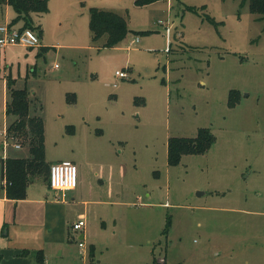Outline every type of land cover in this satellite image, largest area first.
<instances>
[{
    "label": "rangeland",
    "instance_id": "1",
    "mask_svg": "<svg viewBox=\"0 0 264 264\" xmlns=\"http://www.w3.org/2000/svg\"><path fill=\"white\" fill-rule=\"evenodd\" d=\"M91 7L126 17L118 45L93 38ZM31 28L49 48L0 51V125L12 78L44 121L46 161L78 167L66 202L31 183L58 217L49 264H264V14L248 0H49ZM203 127L213 145L169 164L170 138Z\"/></svg>",
    "mask_w": 264,
    "mask_h": 264
},
{
    "label": "trees",
    "instance_id": "2",
    "mask_svg": "<svg viewBox=\"0 0 264 264\" xmlns=\"http://www.w3.org/2000/svg\"><path fill=\"white\" fill-rule=\"evenodd\" d=\"M157 1L160 0H135V3L138 6H144ZM248 1L252 12L264 14V0ZM7 4L16 12L12 23L22 21L24 24L22 28H31L33 14L47 12L49 0H0V7ZM89 25L94 39L107 36L105 43L107 46L118 45L129 32L126 17L112 10L97 7L90 8ZM14 83V79H7L9 98L6 113L8 117H12L9 128L24 146H28L30 156L0 157V172L6 179L7 196L22 199L26 197L28 186L34 179L42 177L46 181L49 180L50 165L46 161L44 121L40 116L30 114L29 91L26 88H15ZM214 142L215 136L208 127L201 128L194 138L172 137L168 143V162L175 165L180 162L184 154L202 153L207 151ZM153 264L162 263L155 259Z\"/></svg>",
    "mask_w": 264,
    "mask_h": 264
},
{
    "label": "crops",
    "instance_id": "3",
    "mask_svg": "<svg viewBox=\"0 0 264 264\" xmlns=\"http://www.w3.org/2000/svg\"><path fill=\"white\" fill-rule=\"evenodd\" d=\"M6 6H8V4ZM2 20L4 21V19ZM6 22L18 28L23 27L20 21L17 23H12V21ZM44 46V44L41 45L40 43V45L36 47L43 48ZM15 47L24 46L11 45L0 48V51L4 50L6 57V54L8 53L6 49ZM27 48L32 49L34 47ZM6 79L7 78H5L4 82V87L6 90L4 93L5 98L9 94V90L6 85ZM7 100L4 104L5 116H7ZM23 146L24 144H22V147ZM22 147L17 148V150L21 149ZM0 149L4 154V149L2 147ZM8 151L9 150H7V152ZM3 154L0 157H3ZM7 157L15 156L8 155L7 153ZM73 162L75 163V161ZM5 181L6 179L4 175L0 172V264H49L51 258L53 257L52 245L57 243L55 242V221L53 220L58 217L55 214H48L47 211L37 209L40 204L48 202L46 198L48 195H50L49 192L45 194L46 189L32 190L31 182L28 186L27 195L25 198L13 199L7 196ZM45 184L47 185V183ZM47 188L48 190L51 189L49 184L47 185ZM62 195L64 198L67 197L66 193L64 192ZM75 197L77 196L72 197V199L74 200ZM66 201L67 198L63 200V202ZM86 225L80 231V239H84L85 237Z\"/></svg>",
    "mask_w": 264,
    "mask_h": 264
},
{
    "label": "built area",
    "instance_id": "4",
    "mask_svg": "<svg viewBox=\"0 0 264 264\" xmlns=\"http://www.w3.org/2000/svg\"><path fill=\"white\" fill-rule=\"evenodd\" d=\"M169 30V28H168ZM139 41V37L133 39V42ZM41 43L40 36L32 28H18L10 23L0 19V48L11 45H21L26 47H36ZM115 75L120 78L128 77V73L117 70ZM116 86V83L114 84ZM0 142L4 149L3 158H7V150L10 147L20 148L22 143L10 132L9 124L0 125ZM49 184L52 189L59 192L75 189L78 186V167L71 160H61L50 164ZM86 225V219L80 218L73 223L76 231H81ZM79 246L84 247L82 239Z\"/></svg>",
    "mask_w": 264,
    "mask_h": 264
}]
</instances>
